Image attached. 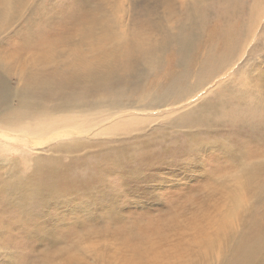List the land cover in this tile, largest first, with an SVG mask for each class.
Segmentation results:
<instances>
[{
	"label": "rangeland",
	"instance_id": "obj_1",
	"mask_svg": "<svg viewBox=\"0 0 264 264\" xmlns=\"http://www.w3.org/2000/svg\"><path fill=\"white\" fill-rule=\"evenodd\" d=\"M14 2L0 0V264H196L198 257L220 264L229 257V236L223 247L200 249L231 216L217 212L240 201L235 213L264 226V0ZM220 27L241 36L240 50L213 61L209 51L224 48L225 33H214ZM131 42L152 51L138 58L136 69L117 68L114 78L106 77ZM75 59L105 83L78 81L69 69ZM25 67L41 70L38 79ZM48 83L66 89L39 101L52 106L58 97L79 96L87 108L67 113L81 122H58L43 144L10 136V124L34 121L7 119L24 105L23 91L37 96ZM157 87L176 99L152 106L147 92ZM117 94L121 105L113 106ZM130 97L135 104L125 100ZM202 102L200 119L173 123ZM189 139L202 148L193 144L182 162L143 167L134 189L125 180L137 167L132 161L152 150L170 157ZM50 155L59 159L61 183L69 181L60 183L57 197L45 191L43 173L50 170L37 164ZM237 175L239 188L230 189ZM98 182L102 191L91 193ZM195 218L204 227H192ZM172 230L180 241H172ZM254 236L264 264V236Z\"/></svg>",
	"mask_w": 264,
	"mask_h": 264
},
{
	"label": "bare ground",
	"instance_id": "obj_2",
	"mask_svg": "<svg viewBox=\"0 0 264 264\" xmlns=\"http://www.w3.org/2000/svg\"><path fill=\"white\" fill-rule=\"evenodd\" d=\"M6 1L12 7L15 4L14 0H6ZM75 17H77V16H75ZM221 30H222L221 33H225V35H223L224 36V38H223L224 48H223L222 52L218 53V52H214V50H212V51L208 50L209 51L208 58L213 60V61L219 60V59H230L232 57L235 58L237 56V54H239V50H240L239 38L241 36L238 38L237 34L234 35L233 33H231L232 31L230 32L229 29H224L222 27L217 29L214 33H218ZM26 43H28V42H26ZM260 47L262 48V46H260ZM257 48H259V47H257ZM262 49L264 50V48H262ZM76 51H78V49H76ZM150 51H152L150 48L140 49L138 47V45L134 44L133 42L127 44L125 50H121L117 54V58L120 59V62L112 65L110 68V72L108 74H104V75L108 78H114L116 76V75H114V73H115L114 69L120 68L121 70H119L118 73H120V72L126 73L130 70L136 69L138 67V65H137L138 58L140 56H145ZM257 52H258V50H257ZM69 62L71 63L69 66V69L78 76L77 77L78 81L87 80V81L95 82L98 84H104L105 83V79L102 76H99V77L95 76L96 74H98V71H96L95 69L83 68L84 63L78 61L77 59L69 61ZM217 62H219V61H217ZM22 71H23V73L28 74L31 80L32 79L37 80L38 76H39L38 73L41 70H34L33 68H26L25 67L24 70H22ZM67 71H68V69H67ZM20 73H22V72H20ZM69 75L65 76L64 79H67ZM53 79L59 80L60 74H53ZM41 80H43V79H41ZM48 84H49V88L35 86V87H38L40 89V92L37 96H34L33 94L29 93L28 90L23 91V93L21 94V98H23L25 100L24 105L22 107H20L18 112H11L7 116V119L11 118V120H14L18 116H21V118L23 120L34 119V121H25L21 125L10 124V126H8L6 128V130L10 136H12L13 138L26 137V138L34 141V142H38L39 144H43L44 140H49V138L45 139L47 137V134L50 133V131L53 128L59 126L57 124L58 122L62 123L64 126H67L70 124L73 125L75 123V121H77L78 123L81 122L83 117H81V116H68V113H67L68 111L73 110V109H78L80 112V111H83L85 108H87L86 103L79 96H75L69 100H66L63 97H61V98L58 97V99L56 100V103H54L52 106H46L41 101H39L42 97H44L46 95V93H47L48 97H52V96H56V95L61 94L66 89V87L61 85V84H53V83H48ZM1 95H2V93H1ZM147 95L151 98V101L149 102V104H151L152 106H160L161 105L162 108L165 107V104L167 101L170 102V101L176 99V98H173L171 95L167 94V92H163L161 90V87H157L153 90L148 91ZM120 98H121V96H119L118 94L115 95L112 98L111 104L113 106L121 105ZM125 100L126 101H133L131 99V97L125 98ZM133 103L135 104V101H133ZM172 105H173V103H172ZM205 105L206 104H204L202 102L198 106H196L195 108L192 107L193 109L185 111L184 113L179 115L176 119L172 120L173 123L174 124H182V123H186V122L188 123V122H192V121H196V120L200 119L202 117L200 115V113L206 112ZM53 109H56V110L53 111ZM170 114H171V112H170ZM130 118L134 119L132 116ZM61 135L62 134L57 133V135L55 137H51V138H57ZM189 140H193V141H191L190 144L187 143L188 145L184 149H182L180 152L178 151L174 154H171L170 157L169 156L168 157H166V156L162 157L161 153L163 151L161 152L160 150H152V152L151 151L147 152L141 159L132 161V164L137 165V167H136V169H134L131 172L133 174V176L129 175L125 180H127V179L132 180L131 183H129V184H130L131 188L134 189V186L132 184L136 183V182H134L135 180L139 181V178L141 177V170L143 167H148V166H150V167H161L165 164L164 161H168V160H172V161L178 160V161L182 162L183 160L181 161L179 158L182 155L187 154L190 150H192L193 144L196 145L197 149L202 148L201 147L202 145L197 144L195 139H189ZM209 145L210 144H206L204 146H209ZM174 150H176V149H174ZM195 152H198V151H195ZM93 153H95V152H92V153L90 152V155L92 156ZM200 153L201 152H199V154ZM185 157H187V156L185 155ZM37 164L41 165L42 167H46L50 170V172L43 173V175L46 176L45 180L48 181V183L45 185V188H46L45 191H46L47 195L51 196V197L59 196L60 195V192H59L60 188L58 186L62 182V178L60 177L61 169L59 166V159L53 155L42 156V157H40ZM190 164L191 163H189V165ZM108 166L111 167V165H109V164H108ZM120 167L121 166L118 165L117 169ZM150 173L152 176L155 174V172H152V170H150ZM90 177H92V180H97L95 177L87 176V175H85L84 179H88ZM98 177H99V175H97V178ZM48 179L52 183V185H53L52 187L50 186L51 184L49 183ZM67 182H69V181H67V180L64 181V183H61L60 186H62V184H64V186H65ZM127 182L125 181L126 184H127ZM82 183H83L82 181H79L77 183L73 182V185L72 184L71 185L74 186L75 189H76V187L78 189V186H79L78 184H82ZM239 184H240L239 175H237L236 177H234L233 182L232 181H231V183L229 182L228 187L236 189V187L239 188ZM101 185L102 184L98 182V184H96L93 187V189H92L93 191L91 193H95L96 191H102L99 188V186H101ZM61 190H62V188H61ZM64 190H65V188H64ZM103 191H105V190H103ZM136 191L139 192V190H137V189H136ZM67 192H68V190H67ZM134 192H135V190H134ZM59 198L66 199L67 197L66 198L65 197H59ZM106 199H107V197H106ZM42 201L43 200H41V202ZM232 202H233V199H232L231 203ZM39 204H42V203H39ZM42 205H44V204H42ZM104 205H106V203ZM239 205L241 206L240 201H239V204L234 201V203L231 204V207L228 211L222 210L221 212L220 211L217 212V213H221L222 216L225 214H231V216L223 218V222L219 223V226L217 227V229H213V231L216 230V234H217L216 235L217 237L214 240H210L211 238L205 237L204 238L205 239L204 245L200 242V249L203 248V250H205V248L206 249H215L219 246L223 247V244L220 243L221 239L229 236L230 241H231V243L228 247L229 257L224 262H221L220 264H251V263L260 264V262L257 261V259H258L259 247H260L261 241L256 242L257 238L254 236V234L260 233V237L264 236V226H262L261 224H258L255 221V218H253V216H248V215H244V214L238 215V212L235 213V211H236V209H238ZM102 208H103V206H102ZM105 209L106 208H104V210ZM108 209L110 210V214H111L112 213L111 208L108 207ZM109 210H107V211H109ZM233 220H238V222H239L238 226H236L237 225L236 222H234L236 224V225L234 224L235 226H232V224H230V222H232ZM49 221H50V219H49ZM248 222H252V224L244 225V223H248ZM47 223L48 222H46V224ZM51 223H52V221H51ZM197 224L204 227L203 224L197 223L196 218H195L194 223H192V227L195 228V226H196L198 228L199 226ZM170 227H172V226H170ZM41 229H40V231H41ZM169 231H170V229H169ZM167 232H168V230H167ZM172 233H174V230H172V232H171L172 241H180L181 240V239H174L175 236ZM164 234H165V232H164ZM53 236H50V237H53ZM37 237H39V234ZM162 257H163V255H162ZM158 258L159 257H157V260H158ZM157 262L160 263L159 261H157ZM196 264H206V263L203 259H201V258L199 259V257H198V262Z\"/></svg>",
	"mask_w": 264,
	"mask_h": 264
}]
</instances>
